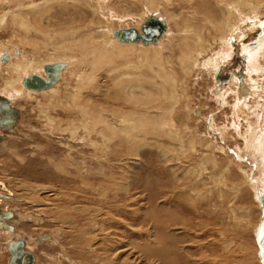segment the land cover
<instances>
[{"label": "bare ground", "instance_id": "1", "mask_svg": "<svg viewBox=\"0 0 264 264\" xmlns=\"http://www.w3.org/2000/svg\"><path fill=\"white\" fill-rule=\"evenodd\" d=\"M114 2L116 5H113ZM136 4H141L144 7L142 13L139 11V14H135L129 11V8ZM4 5H10L11 9L6 10ZM13 5L9 1L5 4L4 0H0V29L5 30L6 27L12 25V28L15 29L13 36L17 39V42L10 43L7 41L4 45L0 41V78L3 80L0 96L7 98L13 107V101L21 97L31 98L42 95L47 98L48 104H45L44 108L39 102V118L44 119L45 133L53 135L54 131L57 132L61 137L60 141L62 142L60 144L65 145L64 147L68 150L64 162L62 160L60 162L53 161L55 169L74 180L68 184L65 183V187L60 185L53 188L42 187L40 192L52 193V197L59 196L60 201L63 202L55 205V210L60 212L58 216L52 217L46 210L42 211L46 214L45 216L52 217L51 221L56 217L59 222H62V227L69 226L68 232H72V228L77 231V236H75L77 238L73 244H71V240H67L73 246L70 252L76 254L77 257L89 259L91 256L97 261L96 264H104L102 255L105 256L106 260V257L111 255L112 250L118 249L119 251L121 245L117 246V244L120 243L118 238L120 236L117 234H120L122 232L120 230L123 229L126 234V237L123 236L125 239L129 237L126 230L128 232L132 230V234H137V237H139L138 235L142 236L144 239L135 244L137 249H141L142 254L144 251L150 254L157 253L164 260H162V264H180L181 262L198 264L199 261L193 256L195 252H186L189 254L188 260L183 258L185 253H181V250H192L193 246L186 244L188 241L190 242L187 237L188 234L186 235L188 232L186 223H179L175 218L176 221L171 218L162 220L158 217V213H162L160 206L162 204L168 205V199H172L173 194L167 196V191V194H164L161 187L155 191L152 186L140 190L139 183L133 181L135 178L132 174L129 175L128 170H133L131 165H135L130 163L132 162L130 160L133 157L138 158L142 148L154 147L158 144L153 140L159 137L169 139L171 142L177 141L180 148L185 149L183 146H185L184 142H186L185 137L187 136L182 135V130L187 129L186 124L189 120L193 119L194 122H197L200 114L199 109L201 111V106L198 104L190 105L192 97L189 99L191 94L188 95L189 92L192 93V89L197 88L192 83L193 81L197 82V80H193L194 74L200 75L205 72L213 83L216 71L219 69L222 71L224 62L226 63L227 59H230L231 39L238 38V28L244 21L245 23L247 21L246 29H249L258 21L260 15H264V0H39L37 2L30 0V3L26 5H16L15 7ZM145 12L147 15H143ZM87 15L90 17L89 20L84 19ZM151 17L159 19L165 26L164 33L157 41L144 43L142 40L125 41L122 38L123 30L136 29L142 33V25ZM131 19L133 22L129 24L128 28H113L110 25V22L112 24L113 21L117 22V25L129 23ZM242 34L244 33L242 32ZM215 47L218 48L217 51H215ZM246 51L247 69L254 66L256 67L255 71L257 70L256 75L253 74L255 80L251 79L255 82V90L249 91L252 83L251 85L245 83V67L247 66L245 61V63H241V69L238 72V74H242L243 83H240L236 74L237 71H235L234 75L238 81L226 79L230 86L223 89L220 100L223 104L222 107L228 101L227 105L231 106L233 120L229 125L234 128V135L241 138L242 141V146L235 145L237 152L246 155L250 161L257 162V172L254 171L255 174L249 173L250 166L239 164L238 161L228 156L223 149L205 138L202 142L199 140V144L203 143V147L208 149L211 154L203 156L200 166L205 168L208 167V163H211L209 166L213 165L215 166L214 169L218 168V158L214 157L215 151H218L227 161L226 169H236L239 174V181L236 182L237 178H235L234 182L232 178L234 184L229 186L237 188V195L240 194L243 199L251 194L256 209H259L260 215H262L264 204L257 187L259 184L260 190L264 192V142H262L264 141V44L260 43V45L248 48ZM3 58L6 60L4 61ZM54 63L63 64L54 86L42 91L24 86L23 81L30 75L39 74L47 79L44 68L46 65ZM64 76L69 77V81L65 84L63 94L60 88L63 85L61 81ZM103 78H106L105 81ZM243 94L248 95L247 98L243 97ZM62 106L66 109L64 112L67 113L64 114L63 112V114L67 117L62 119L59 115L53 116L52 112L57 111L58 107ZM224 114L225 110L222 111L221 116ZM20 116L19 110V120ZM260 116L262 117L261 121H259ZM241 118L243 121H240ZM175 119L176 121L180 119L183 125L177 127ZM197 127L190 130L189 133L186 131L189 135L187 137L189 150L191 148L194 150L197 146L195 142L199 138V133L196 131ZM228 129L229 127L227 128L226 125L222 126V136L227 140L230 139ZM4 141L1 142L0 149ZM157 146L155 148H160ZM173 149L171 148V150ZM178 149L173 151L176 152ZM134 162L136 161L134 160ZM81 164H84V167H79ZM93 169L97 170V176L90 177L94 175ZM191 169L188 168V170ZM232 170L229 172L231 173ZM109 173L113 174L109 179L118 178L114 180L115 183L111 186L107 184ZM123 173L127 174L123 175ZM196 173L198 172L196 171ZM199 173L201 172L199 171ZM226 180L224 181L227 182ZM253 180L257 185H254ZM224 181L220 180L219 182L223 183ZM35 188L37 189L38 186ZM135 190L139 191L138 195L137 192L133 194ZM150 190L152 191L150 192ZM181 192L178 194L180 195ZM119 194L127 195L129 199L132 198L130 203L132 202L133 205L148 207V203L144 204V201H157L155 206L148 207L147 211L141 207L131 208V210H135L133 211L135 224L138 222L135 220L150 218V224L146 220L140 221L139 224L141 227L143 225L148 226V229L133 228V225L130 226L120 218L110 214L108 211L110 207L114 208L113 211L116 215L123 214L122 206L124 203L120 206L115 205V203L126 200L128 197ZM5 197H9V195ZM11 200L15 201V198L12 197ZM94 204L98 207L93 206ZM43 205L45 206V204ZM244 206L246 207V205ZM42 214L38 215L42 216ZM34 216L14 212L13 217L9 219L6 212L0 209V235L16 237L15 239L7 238L6 250L8 252L11 243L18 238L22 239L17 223L23 222L24 225L38 222ZM41 220L43 222V219ZM256 223L254 228L257 226L259 228L260 222ZM261 223L262 227L259 229L263 235L264 216ZM62 227L60 226V228ZM164 228L165 231L163 232ZM60 231L63 233V228ZM176 231L183 238L184 245L182 247L185 249H181V246L178 245L179 242L176 243L177 238H179ZM58 235L60 236V233ZM32 238L31 240L34 241L39 240ZM124 238L121 239L125 241ZM23 240L25 241V239ZM106 240L110 241L114 249L103 246ZM64 244L61 242L58 245L63 249ZM31 246L34 247L30 240L26 239L25 251L34 256V264H39L40 258L33 254ZM83 247L86 249L85 251L82 249ZM193 247L197 249V246ZM259 248L261 253H258L259 249L256 248L257 264H261L260 261L264 256V248L261 246V242ZM113 252L115 253V251ZM9 254L11 258V253L9 252ZM63 254L68 258L67 251H64ZM147 256L149 258L150 255ZM47 257L50 259L46 258V260H51V264H54V258L57 259L56 264H60V258L57 254L47 255ZM114 259L118 260L119 256L117 259L114 257ZM85 262L76 260L72 264H88ZM250 262L252 263V261ZM110 263H113V259Z\"/></svg>", "mask_w": 264, "mask_h": 264}, {"label": "rangeland", "instance_id": "2", "mask_svg": "<svg viewBox=\"0 0 264 264\" xmlns=\"http://www.w3.org/2000/svg\"><path fill=\"white\" fill-rule=\"evenodd\" d=\"M4 1H5V4L8 1L13 3L14 7L16 5H26L27 3H30V0H4ZM26 1L27 3H25ZM35 1L37 2L39 0H35ZM114 4L116 5L115 2L113 3V5ZM117 6L120 8L119 5ZM4 8L6 10L11 9V6L4 5ZM143 8L144 7L141 4H136V5H133L132 8H129V11L135 14H139V11L140 13L143 12L144 10ZM89 15H87V17L84 19L89 20L90 19ZM143 15H147V13L145 12L143 13ZM257 20L258 21L255 22L254 26L249 29H246L248 24H247V21L246 23L244 21L243 24L240 26V28H238L237 30L241 38L237 36L238 38L234 37L233 39H231L230 46H231L232 51L229 57L230 59H227L228 62L227 61L226 63L224 62L223 67L221 66L223 72L226 74H229V78H228L229 80H232L234 82L235 80H237V77L234 75L235 71H237V73L239 72V65H238L236 58L239 56H242L244 60L246 61L247 60V58H245L247 54L246 49L253 48L254 46H258L260 45V43L264 44V15L263 14L260 15L259 19ZM132 22L133 21L131 19L129 23L127 22V23L117 25V22L113 21L112 24L110 22V25L113 28L123 27L124 29V28H128L130 26L129 24L130 23L132 24ZM8 27H6L5 30L4 29L2 30V28L0 29V41L2 42L3 45L7 41L10 43L17 42V39H15V37L13 36L15 35L14 33L15 29L12 28V25H9ZM94 27H98V26H94ZM242 32L244 34H242ZM20 48L22 47L20 46ZM215 49H216L215 51H217L218 48L215 47ZM26 51H27V48H26ZM246 65H247V61H246ZM252 67L253 68L251 69L250 68L247 69L248 65L245 67V74H246L245 83L250 84V85L252 83V87H253L252 89V87L249 88V86L247 85V87L249 88V91L255 90V87H254L255 82L253 81L255 80L254 78L255 76L253 74H255L257 70L255 71L256 67L254 66ZM219 70H217L216 74L214 75V78H213L214 80L212 81L213 83H211L210 78L205 72L201 73L200 75H198L197 73L194 74L195 76L193 75L194 76L193 80H197V82L193 81L192 83H194L197 88L192 89V93L191 92L188 93V95L189 94L192 95V96L189 95L190 96L189 99H191L192 97L190 101V105L193 106V105L198 104L199 106H201V111L199 109L200 114H199V118L197 119V122H194L193 119H191L193 122L189 120L188 123L186 124L187 129L182 128L184 130H182L183 134L182 132L181 134L188 137L189 135L187 133H189L190 130L198 126L196 131L197 133H199L198 134L199 138L196 139L198 142L195 141L197 144V146L195 147L196 151L195 149L193 150L192 148L191 150H189L190 146H189V141L187 137H185L186 142H184L185 146H183L185 149H181L179 142L177 141H173L174 142L173 143L169 139H166V138L163 139L162 137L161 138L159 137L156 140H153V142H156L158 144H156L154 147H146L144 149L142 148L140 152V156H138V158L137 157H133L134 159L131 158L130 161L132 162L130 163L135 164V165H131L133 170L129 169L128 172H129V175L132 174L133 177L135 178L133 181L139 183V185L141 186L140 190H144V187L149 188L152 186L155 191V189H160L161 187V191H163L164 194L168 193L167 196L173 194L172 195L173 197H171L172 199H168L169 200L168 205L162 204L160 206L161 208L160 210L162 211V213H160L159 211H158L159 213L158 212L157 213H158V217L162 218V220L166 218H171L173 220L176 219L177 222L179 223H182V222L186 223L185 225L188 230V232H186V235L188 234L187 237L190 239V242L188 241V243L186 244L197 246V249L196 247H193V246H192V250H186L184 247H182L184 245V242H183L184 240L180 236V233L176 231V233H178L179 235V238H177L176 243L178 244L179 242L178 245L181 246V249L182 248L185 249V251L181 250V253L183 252L185 253L184 255L182 254L183 258L185 257L187 259L189 254L186 252L191 251L192 253L195 252L193 256H195L197 261H199L198 264H253V261H254V264L255 263L257 264L256 248L259 249L258 253H261V249L259 248L260 242H261V246H263L264 248V241H263L264 232H263V235L260 232V229L262 227L261 222L263 221L264 212L262 213L263 216L260 215L259 209H256L257 207L255 206V204L253 203L251 199V196H250L251 194L246 196L243 199L240 196V194L237 195V188H233V187L231 188L229 186L231 184H234L235 178H237V180L235 179L236 182L239 181V178H238L239 174L236 169H233V170L232 168L226 169L228 165L227 161L225 157L222 156L218 151H215L216 153L214 152L215 155L213 153L214 157L216 159L218 158L217 160L219 161L217 165L218 168H216L217 170L214 169L215 166L213 165L209 166V164L211 163H208V167L206 166L205 168L200 166L201 159L204 158L203 156L206 154H209V155L211 154V152L208 151V149L203 147L204 146L203 143L199 144L200 142L203 141V138H205L208 141L211 140L210 141L211 143L223 149L226 152V154H228V156H231L234 160L238 161L239 164L250 166L249 173L255 174L257 172L256 169H258V165H256L257 162L250 161L246 155L244 156L240 154V152H237L236 150L235 145H241L242 141H241V138H238L237 136L234 135V130H233L234 128H232V126L229 125V123H231V121L233 120L231 116V106H229V104L227 105V103H229L228 101L226 102L224 107H222L223 104H222V101L220 100L223 89H225L227 86H230V83L229 81L227 83L225 82L221 83L219 81V79L216 76ZM68 79L69 77L64 76V78L61 81L63 84L60 88L62 93L65 88V84L69 81ZM105 79L106 78H103L104 81ZM2 82L3 80L0 78V90L3 87ZM244 96L245 98H247L248 95L243 94V97ZM13 102H14V107L19 109L21 112L19 123L14 129L9 130V131H4L3 129H0V135L6 136V140L3 142L4 144L2 148L0 149V209L5 211L6 213L17 212V213H23V214L24 213L31 214L33 216L35 215L34 217L35 219H37L38 222L27 223L24 225H23V222H21L19 224L17 223V225H18L19 231L21 232L20 235L22 236V239H28V241L30 240L31 245H34V247L31 246V249L33 251V254L37 258H40L39 262L40 261L41 262L39 264H51L50 263L51 260L50 261L46 260V258H48L47 255H55V254L58 255V258H60V264H63V263L72 264L76 260L81 261V262L87 261L85 263H88V264H93V263L96 264L95 262L97 261L91 256L89 259L86 257H79V256L77 257L76 254H72L70 252L72 251L71 248H73L71 244H73L74 240L77 238L75 237L77 236L76 234L77 231L72 228V232H68L69 229L67 228H69V226L62 227V222H59V220H57L56 217L55 219L53 218L52 220L54 222L51 221V218L53 216H58L60 213L59 210H55V205H58L63 202L60 201L59 196L52 197V193L45 194V193L40 192V189L42 187H52L53 188V187H58L59 185L62 187H65L64 185L65 183L68 184L71 180H74L72 177L70 178L69 176L68 178V176L59 173L55 169L54 162H60V160L64 162V160H66L65 157L67 155L68 150L66 147H64L65 145L60 144L62 141H60L61 137H59V134L57 132L54 131L53 135H48L45 133L46 128L44 127V124H45V122L43 121L44 119H42L41 117L39 118L40 116V113H39L40 103L39 102H41L44 108L45 104H48L47 98H44L42 95L33 96L31 98H27L25 96L23 98L22 97L18 98L14 100ZM63 108H64L63 106L58 107L57 111H53L56 113L52 112V115L53 116L59 115L60 118L65 119V116L67 117V115H64V114H66L67 112H64L66 109L64 108L63 110ZM223 110H225V114L221 116ZM261 119L262 117L260 116L259 121H261ZM240 121H243V119L241 118ZM175 122H176L177 127H181L183 125L180 119H177V121L175 119ZM223 125H226L227 128L229 127L228 132H229L230 139L228 140L222 136V126ZM186 131L188 132L186 133ZM159 139L161 140V142ZM157 145L160 148H155ZM171 148L172 149L174 148L173 150L179 148L178 149L179 151L177 150L176 151L177 153H176L175 151L171 150ZM167 150H169L170 152ZM134 160L136 162H134ZM79 167H84V164H81ZM224 167L227 172L224 170ZM188 168L190 169L193 168V169L188 170ZM231 170L232 172L230 173L229 171ZM116 171L117 173H119L118 169H116ZM196 171L198 173L200 171L201 173L198 174L196 173ZM92 173L94 175L90 177L97 176L96 169H93ZM225 173L227 174L225 175ZM111 174L109 173V176L107 177V184L110 186L112 184L114 185L115 183L114 180H116L117 178V177H113L112 179H109L111 176H113V174L112 175ZM125 174L127 173H123V175ZM223 175H224V178H222ZM218 179L222 181L227 179L226 180L227 182L224 181L223 182L224 184H223L222 182H219L220 180ZM109 180L110 182H108ZM254 185H257V184L255 183ZM35 186H38V188L36 189ZM168 189L172 192H170ZM257 189L259 190V194L262 195L261 199L263 200L261 201L264 204V192L260 190L259 184H258ZM35 191L37 192L35 193ZM151 191L152 190H150V192ZM174 191L175 192L177 191V193H175ZM180 191H182L181 192L182 197H181V194L180 195L178 194L180 193ZM138 192H139L138 190H135L133 194L136 193L138 195ZM8 195L9 197H5ZM119 195H122L123 197L127 196V195L125 196L124 194H119ZM183 195H184V198H183ZM12 197L15 198V201L11 200ZM127 197L128 198L126 200L124 199L125 202L123 200L121 202L115 203V205H118V206L124 203L123 204L124 206H122V211L124 209L125 212L123 211V214L121 213L120 216L116 215L113 211L114 209L113 207H110L109 209L111 210L108 209V211H110V214L115 215V217L123 220L126 224L130 226L133 225L132 226L133 228L136 227V228H143V229L147 228L148 229V226L143 225L141 227L139 224H140V221H143V220H146V222L148 221L147 223L150 224L151 223L150 218L147 217L146 219H142L140 221L135 220L139 222V223L136 222L135 224L134 218H133L134 217L133 211L135 210H131V208L141 207V208H144L145 211H147L150 208V206L151 207L155 206V203L157 201L156 202L144 201V204L148 203L147 204L149 207L148 208L145 205L139 206L137 204L135 205L131 204L132 202L130 203V201H132L133 199L130 198L131 199L130 200L129 196ZM160 201H163V199H160ZM174 201L176 202L174 203ZM43 204H45L46 207ZM244 205H246V207ZM93 206H97V205L94 204ZM232 207L234 208V210ZM168 209H169V212H168ZM42 210H46L49 216H52V217L45 216L46 214ZM232 211H234L235 213ZM130 212H133V213H130ZM40 213L41 214L43 213L42 216L38 215ZM166 213L169 215L168 217ZM40 219H43V222L42 220L40 221ZM256 222H260L258 224L260 228L259 230H258V226L257 228H254L255 225H257ZM60 226L63 228V233L60 231L62 230ZM120 231L122 232H120V234H117V235H119L121 238H124L123 236L126 237V234L123 231V229H121ZM126 231L129 237L127 239L124 238L125 241L122 240L120 237H118L119 242L121 243V244L120 243L117 244V246L121 245L119 247V251L118 249L115 250L113 248L109 240H108L109 242L107 240L105 241L103 246L109 247L114 250L110 252L112 256L109 255L108 257H106V260L104 258L105 256L102 255V258L106 262V263L104 262V264H107V262L108 264H114L117 261H120V262H117L118 264H124L125 259H126L125 264H128V263L130 264V262L131 264H145L147 262H148L147 264H152L153 262H155V264H162L164 260L160 258L157 253H156L157 255L155 253L154 255L152 253L150 254L149 252L142 250L144 251V253L142 254L141 249H137L138 247L135 244H137V241L144 239L142 236L140 237V235H138L139 237H137V234H134V233L132 234V230H129V232L128 230ZM164 231H165V228L163 232ZM58 232L60 233V236L58 235L59 234ZM10 236H8L10 239L16 238L15 236H12V235ZM130 236H133V237H130ZM262 236L263 238H261ZM8 237L6 235L5 236L0 235V264H9L10 254L8 250H6V246H7L6 241L8 240L7 239ZM32 237L39 239V240L38 241L31 240ZM45 237H48V238L44 239ZM188 238L185 237V239H188ZM48 239L51 241L50 244H49L50 241ZM146 239L147 238H145V240ZM67 240H71V244H70V241H67ZM61 242L63 244L65 243L63 249L59 246ZM146 245L148 246V244ZM80 246L82 247V244ZM194 248L197 250L198 252L197 254ZM82 249H84V251L86 250L84 247ZM64 251H67L66 255L68 258H66V256L63 254ZM113 251H115V253ZM117 251H118V254H117ZM134 251L136 252L134 253ZM100 253H102V251H100ZM138 255L140 256L138 257ZM147 255H150L152 259L150 258V256L149 258H147L148 257ZM118 256L120 260L119 259L115 260L114 257L117 259ZM157 258H159L160 260ZM69 259L70 260L72 259L71 263ZM112 259H113V263H110ZM149 259H150V262H149ZM56 260L57 259L54 258V261H53L54 264H56L55 262ZM154 260L156 261L158 260L159 262H156ZM259 260L260 258L258 259V261ZM139 261L140 263H138ZM250 261H252V263ZM181 263L185 264L184 262H181ZM260 263L264 264V256H262Z\"/></svg>", "mask_w": 264, "mask_h": 264}, {"label": "water", "instance_id": "3", "mask_svg": "<svg viewBox=\"0 0 264 264\" xmlns=\"http://www.w3.org/2000/svg\"><path fill=\"white\" fill-rule=\"evenodd\" d=\"M141 31L142 33H139L136 29L123 30L122 38L125 41L142 40L144 43L155 42L164 33L165 26L159 19L151 17L147 22L142 25ZM3 60L5 61L6 59L3 58ZM62 67V63L48 64L44 68V71L47 75V79L41 77L39 74H34L26 78L23 81V84L29 89H33L36 91L47 90L54 86L57 82ZM236 74L240 79V83L242 84V74ZM216 76L218 79L221 80L220 82H228L226 81V79L229 78V74H226L223 71L219 70ZM18 121L19 110L14 108L7 98L0 96V129L9 130L15 127ZM5 139V135H0V144ZM12 216V213H7V217L10 218ZM9 252L11 253L10 264H34V256L30 252L25 251V241L21 238L16 239V241L9 245Z\"/></svg>", "mask_w": 264, "mask_h": 264}, {"label": "flooded vegetation", "instance_id": "4", "mask_svg": "<svg viewBox=\"0 0 264 264\" xmlns=\"http://www.w3.org/2000/svg\"><path fill=\"white\" fill-rule=\"evenodd\" d=\"M262 24V23H261ZM259 27H260V25H259ZM237 59V62H238V65H239V70L241 69V63L242 62H244L245 63V60H244V58L242 57V56H239V57H237L236 58ZM223 71V70H222ZM219 81H221L220 79H219ZM223 82H225V81H222L221 83H223ZM6 215H7V213H6ZM25 241H26V239H25ZM26 250H27V248H26Z\"/></svg>", "mask_w": 264, "mask_h": 264}]
</instances>
